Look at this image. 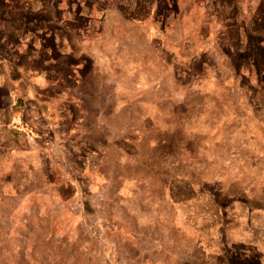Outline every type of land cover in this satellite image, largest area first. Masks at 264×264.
<instances>
[{"label": "rangeland", "instance_id": "374dc122", "mask_svg": "<svg viewBox=\"0 0 264 264\" xmlns=\"http://www.w3.org/2000/svg\"><path fill=\"white\" fill-rule=\"evenodd\" d=\"M191 1L188 10V0L100 3L102 22L113 33L111 43L103 36L98 58L105 59L104 46L111 44L109 59L118 66L122 61L123 69L120 75L114 68L112 84L100 80L91 88L127 94L119 101L128 102L130 123L123 131L126 151L115 146L122 132L114 123L104 170L122 168L128 176L110 186L99 176L95 192L77 201L56 194L40 177L22 188L30 194L14 192L12 165L2 163L0 264H264V98L255 93L264 89V0ZM46 10L37 16L52 18L59 8ZM119 10L131 18L108 15ZM12 16L36 25L37 16L20 8H12ZM233 20L242 43L226 26ZM179 34L202 43L175 48ZM196 48L208 67L185 65ZM175 59L190 74L175 78ZM5 71L0 63V74ZM25 84L14 78L0 89L8 98L0 106L5 101L9 111V149L23 155L50 141L34 124L42 113L18 96ZM37 103L43 107L44 101ZM63 118L45 111L54 136L70 139ZM66 203L76 216L62 225L59 210Z\"/></svg>", "mask_w": 264, "mask_h": 264}, {"label": "crops", "instance_id": "0c3cea01", "mask_svg": "<svg viewBox=\"0 0 264 264\" xmlns=\"http://www.w3.org/2000/svg\"><path fill=\"white\" fill-rule=\"evenodd\" d=\"M102 1L106 0H75L76 5L70 6L68 0H0V63L9 69L0 74V89L5 87L4 84L9 85L14 78L24 79L25 87L17 88L18 96H24L30 110L36 114L42 113L43 119L35 116L34 124L39 125L50 139L49 144H37L36 149H27L24 155L12 153L9 149L12 138L4 126L9 111L5 107V101L0 106V165L5 162L12 165L14 192L30 194L29 190L22 191V188H29L31 179L40 177L56 194L66 193L72 195V200L78 201L81 195L95 192L99 176H104L108 186L112 185L114 179L124 181L128 176L122 168H118L121 171L115 173L113 168L109 172L104 170V164L107 163L106 154H109V150L114 146L111 132L114 123L117 124L118 131L122 132L116 137L115 146L121 148L120 150H127L129 136L123 131L130 125L129 107L127 101L119 100H126L128 96L119 90L103 91L91 88V84L100 80L112 84L114 68L120 70V75L123 69L122 61L121 66H118V62L109 59L113 45L104 46L108 49L104 60L99 59L97 55L99 51H104L101 43L107 36L108 43L112 42L113 33V28H106L102 22L103 12L98 10ZM115 1L116 4L123 2L127 6L132 2L144 3V0ZM191 3L192 1L188 0L187 10ZM50 4L59 8L58 13L52 18L38 17V13L47 12ZM12 8H20L31 17L37 16L36 25L33 28L24 25L25 17L12 16ZM216 9L218 13L224 11L223 6L217 5ZM111 14L116 19L131 18L121 10L108 13ZM142 18L145 19V16ZM235 18H239V15ZM222 20L225 27L224 16ZM201 23L206 24L203 21L199 22V25ZM230 23L226 26L236 31L234 36L238 43H242L241 26L234 20ZM191 32L184 34L191 36ZM104 35L106 36L103 39ZM180 35L178 41L172 43L175 48L177 45L186 48L194 42L202 43L201 37L182 39ZM154 41L158 43L157 40ZM214 44L219 46V40ZM200 50L202 51L193 49V54L186 57L185 65L208 67L201 58ZM171 65L175 78L191 72L187 68L185 71L179 70L180 64L177 60H173ZM124 72L127 73L126 65ZM98 74H103L104 79L98 78ZM255 93L264 98V89L259 88ZM1 94L2 91L0 99H8ZM39 100L44 101L43 107L37 103ZM45 111H48L49 115L63 116V125L71 131L73 137L65 140L55 137L53 121L44 119ZM18 141L26 145L21 137H18ZM109 164L112 166L111 160ZM117 183L125 185L123 182L115 184ZM117 189L115 187L114 192ZM73 205L77 208L81 206L77 202H73ZM70 208L69 203L61 204L58 220L62 225H66L69 219L76 216V213H71Z\"/></svg>", "mask_w": 264, "mask_h": 264}]
</instances>
